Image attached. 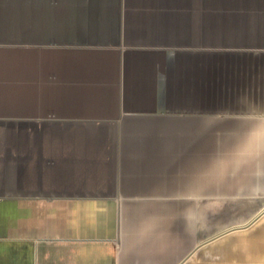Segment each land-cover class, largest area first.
<instances>
[{"label":"crops","instance_id":"1","mask_svg":"<svg viewBox=\"0 0 264 264\" xmlns=\"http://www.w3.org/2000/svg\"><path fill=\"white\" fill-rule=\"evenodd\" d=\"M0 264H264V0H0Z\"/></svg>","mask_w":264,"mask_h":264},{"label":"rangeland","instance_id":"2","mask_svg":"<svg viewBox=\"0 0 264 264\" xmlns=\"http://www.w3.org/2000/svg\"><path fill=\"white\" fill-rule=\"evenodd\" d=\"M216 190H217V188H216ZM221 201L222 200H216V207H218V206H220L221 207ZM219 217H221V216H219L218 214H216V223H219L218 221H219Z\"/></svg>","mask_w":264,"mask_h":264}]
</instances>
